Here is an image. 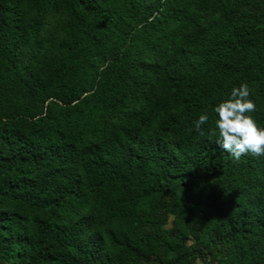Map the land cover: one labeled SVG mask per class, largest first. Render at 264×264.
<instances>
[{
  "label": "trees",
  "instance_id": "1",
  "mask_svg": "<svg viewBox=\"0 0 264 264\" xmlns=\"http://www.w3.org/2000/svg\"><path fill=\"white\" fill-rule=\"evenodd\" d=\"M244 82L264 125V0H0V264H264Z\"/></svg>",
  "mask_w": 264,
  "mask_h": 264
},
{
  "label": "clouds",
  "instance_id": "2",
  "mask_svg": "<svg viewBox=\"0 0 264 264\" xmlns=\"http://www.w3.org/2000/svg\"><path fill=\"white\" fill-rule=\"evenodd\" d=\"M255 110L256 103L247 82L233 86L213 107L218 130L216 142L236 160L247 153L264 156V125L252 115ZM208 121L209 114L201 113L194 122L195 130L202 132V126Z\"/></svg>",
  "mask_w": 264,
  "mask_h": 264
}]
</instances>
